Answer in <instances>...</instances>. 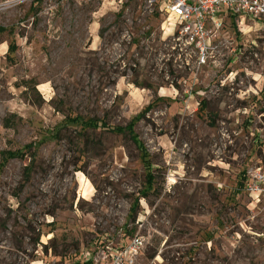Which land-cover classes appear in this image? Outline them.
<instances>
[{
	"label": "rangeland",
	"instance_id": "obj_1",
	"mask_svg": "<svg viewBox=\"0 0 264 264\" xmlns=\"http://www.w3.org/2000/svg\"><path fill=\"white\" fill-rule=\"evenodd\" d=\"M213 45L197 65L146 0H0V264L136 235L134 264H264V16Z\"/></svg>",
	"mask_w": 264,
	"mask_h": 264
},
{
	"label": "built area",
	"instance_id": "obj_2",
	"mask_svg": "<svg viewBox=\"0 0 264 264\" xmlns=\"http://www.w3.org/2000/svg\"><path fill=\"white\" fill-rule=\"evenodd\" d=\"M122 2V0H110ZM163 12L167 28L180 52L204 65L213 57L215 37L228 18L241 21L264 16V0H146ZM243 190L251 200L264 203V166L244 175ZM141 236H133L120 246H103L85 251L79 264H134L142 247Z\"/></svg>",
	"mask_w": 264,
	"mask_h": 264
},
{
	"label": "trees",
	"instance_id": "obj_3",
	"mask_svg": "<svg viewBox=\"0 0 264 264\" xmlns=\"http://www.w3.org/2000/svg\"><path fill=\"white\" fill-rule=\"evenodd\" d=\"M15 45H11L8 46V50L7 51H14L15 50ZM71 121L73 122H79L82 126L85 127H107V129H109V131L113 132V133H117V134H124L129 136L130 139H132L133 141L137 142L136 140V134L134 132V121L131 120L129 121L126 125L124 126H106L104 124V122H102L101 124H98V120L95 118L89 119V120H83L81 117H76L71 119ZM151 181V180H150ZM79 263V262H78Z\"/></svg>",
	"mask_w": 264,
	"mask_h": 264
}]
</instances>
